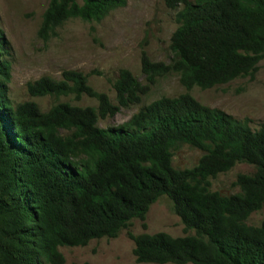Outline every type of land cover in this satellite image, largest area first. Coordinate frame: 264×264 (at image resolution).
I'll return each mask as SVG.
<instances>
[{
    "label": "trees",
    "instance_id": "1",
    "mask_svg": "<svg viewBox=\"0 0 264 264\" xmlns=\"http://www.w3.org/2000/svg\"><path fill=\"white\" fill-rule=\"evenodd\" d=\"M177 14L172 64L142 54L150 83L176 73L191 91L253 78L264 60V0H164ZM127 0H50L40 36L71 19L100 22ZM11 45L0 28V264H64L60 247H85L117 238L134 219L167 196L186 234H130L138 264H264V221L247 219L264 206V125L203 105L190 94L151 103L118 127L100 119L141 102L148 87L128 70L114 82L117 105L67 70L61 80L28 85L32 97L86 95L98 108L59 103L42 112L35 102L9 98ZM203 152L191 169L173 166V150ZM237 163L253 175L235 182L241 192L210 190V178ZM146 228V225H144ZM89 264V263H85Z\"/></svg>",
    "mask_w": 264,
    "mask_h": 264
},
{
    "label": "rangeland",
    "instance_id": "2",
    "mask_svg": "<svg viewBox=\"0 0 264 264\" xmlns=\"http://www.w3.org/2000/svg\"><path fill=\"white\" fill-rule=\"evenodd\" d=\"M196 3L198 0H188ZM50 0H0V28L11 45V80L9 98L14 106L35 102L42 112L59 103L77 107L98 108V101L86 95L32 97L28 85L44 77L61 80L64 71L73 70L88 76V84L98 93H105L117 105L113 84L121 70L130 71L142 85L148 87L141 102L122 108L114 118L100 119L98 126L109 129L127 123L133 115L162 98H177L190 94L205 106L220 109L238 120H247L252 130L264 125V60L253 78H238L228 84L188 91L176 73L155 78L150 83L142 70V54L153 62L172 64L171 38L179 23L177 14L183 8L170 9L164 0H127L124 7L113 10L100 22L71 19L47 39L40 36L43 15ZM203 152L186 144L173 150V166L185 170L194 168ZM255 168L237 163L228 172L210 178V190L222 195L241 192L235 186L240 175H253ZM264 221V206L250 215L247 224L260 226ZM146 225V228L144 227ZM165 232L173 237L186 234L173 204L167 196L150 206L145 220L134 219L117 238L91 241L85 247H60L64 264H138L135 244L130 234Z\"/></svg>",
    "mask_w": 264,
    "mask_h": 264
}]
</instances>
